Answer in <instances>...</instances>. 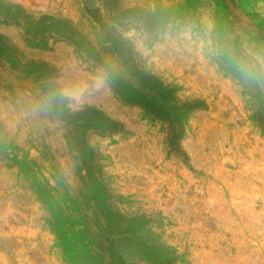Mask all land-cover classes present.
<instances>
[{
  "label": "rangeland",
  "instance_id": "rangeland-1",
  "mask_svg": "<svg viewBox=\"0 0 264 264\" xmlns=\"http://www.w3.org/2000/svg\"><path fill=\"white\" fill-rule=\"evenodd\" d=\"M82 37L129 43L192 105L180 127L122 101ZM42 190L114 236L143 220L172 264H264V0H0V264H67Z\"/></svg>",
  "mask_w": 264,
  "mask_h": 264
},
{
  "label": "trees",
  "instance_id": "trees-1",
  "mask_svg": "<svg viewBox=\"0 0 264 264\" xmlns=\"http://www.w3.org/2000/svg\"><path fill=\"white\" fill-rule=\"evenodd\" d=\"M51 22L56 29L76 35L70 22L48 17L42 18L39 31L50 28L47 24ZM82 42L83 53L101 65L112 90L122 101L140 106L153 119L167 122L174 128L180 127L192 105L179 102L160 79L145 72L138 65L129 43L122 37L101 47L85 39ZM73 46L78 50L81 45ZM231 64L233 70L240 71L241 79L257 88L256 78L248 76L244 65L236 61ZM91 111L97 115L86 120L92 128H101V120L107 123L105 130L117 128V124L103 113L95 109ZM41 194L46 196L42 202L49 209L53 233L67 264H135L133 260L137 256H142L147 264L173 263L169 248L157 242L143 220L118 216L121 233L114 236L106 224L98 221L94 227L84 215H69L61 204L53 203L48 191L42 190Z\"/></svg>",
  "mask_w": 264,
  "mask_h": 264
},
{
  "label": "clouds",
  "instance_id": "clouds-1",
  "mask_svg": "<svg viewBox=\"0 0 264 264\" xmlns=\"http://www.w3.org/2000/svg\"><path fill=\"white\" fill-rule=\"evenodd\" d=\"M100 83H102V81H98L97 86H99ZM81 96H82V90H71V91L65 90L63 93L60 94L59 97L53 95L49 102H56L59 99H69L79 102L81 100Z\"/></svg>",
  "mask_w": 264,
  "mask_h": 264
}]
</instances>
